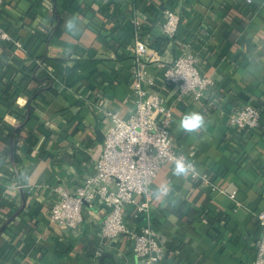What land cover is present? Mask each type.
Returning a JSON list of instances; mask_svg holds the SVG:
<instances>
[{
  "label": "crops",
  "instance_id": "0c3cea01",
  "mask_svg": "<svg viewBox=\"0 0 264 264\" xmlns=\"http://www.w3.org/2000/svg\"><path fill=\"white\" fill-rule=\"evenodd\" d=\"M168 8L179 15L172 39L161 30ZM0 28L22 43L14 57L0 40V264H138L129 236L100 243L101 205L86 204L74 229L50 220L58 188L72 194L95 172L110 123L102 108L132 110L135 39L149 46L145 69L172 107L171 140L208 177L158 170L150 216L165 241L156 264H253L255 240L264 239V0H4ZM185 55L212 81L199 100L178 99L159 76V64ZM34 72L51 76L52 91ZM244 103L260 108L250 133L228 123L227 112ZM189 110L204 114L206 130L176 131ZM162 183L170 189L163 198L155 195ZM125 219L145 224L133 205Z\"/></svg>",
  "mask_w": 264,
  "mask_h": 264
},
{
  "label": "built area",
  "instance_id": "2783aa9c",
  "mask_svg": "<svg viewBox=\"0 0 264 264\" xmlns=\"http://www.w3.org/2000/svg\"><path fill=\"white\" fill-rule=\"evenodd\" d=\"M3 2L0 0V8ZM178 22L177 12L169 8L164 10L161 30L167 39L175 36ZM0 40L6 43L4 47L12 56H17L15 50L22 47L19 40L1 28ZM148 47L144 41L134 40L136 67L129 83L134 97L131 112L121 116L117 110L102 108L110 123L104 131L95 172L87 175L72 194L58 188V198L50 208L53 223L74 229L82 222L86 204L101 205L100 243L129 236L138 264H156L163 256L165 240L154 228L150 216L151 184L158 170L162 165L171 167L170 161L178 156L186 158L194 166L192 152L178 150L170 138L172 107L166 104L160 88L156 86L155 76L145 69ZM195 61L194 56L185 55L178 56L171 64H159L163 68L159 75L162 85H176L178 99L190 94L194 100H199L212 83L210 78L199 74ZM97 105L101 106V101ZM227 118L235 130L250 133L260 124V108L253 103H244L227 112ZM190 176L202 182L208 181L207 176L199 175L196 170ZM132 205L134 214L140 213L145 218V224L138 228H130L125 219V210ZM257 217L264 224V213ZM253 264H264V239L260 237L255 240Z\"/></svg>",
  "mask_w": 264,
  "mask_h": 264
},
{
  "label": "clouds",
  "instance_id": "9594fccd",
  "mask_svg": "<svg viewBox=\"0 0 264 264\" xmlns=\"http://www.w3.org/2000/svg\"><path fill=\"white\" fill-rule=\"evenodd\" d=\"M65 28L69 33L74 34L77 31L75 20L69 17L65 23ZM207 127L208 122L204 114L197 110H189L179 118L176 131L187 134H199L201 131L206 130ZM170 164L172 175L178 178H186L195 170L194 166L186 158L181 156L173 158ZM169 191V185L162 183L156 188L155 195L163 198L168 196Z\"/></svg>",
  "mask_w": 264,
  "mask_h": 264
},
{
  "label": "trees",
  "instance_id": "16d2710c",
  "mask_svg": "<svg viewBox=\"0 0 264 264\" xmlns=\"http://www.w3.org/2000/svg\"><path fill=\"white\" fill-rule=\"evenodd\" d=\"M35 68V67H34ZM34 68L32 70H34ZM34 76L31 75V77H33V79H35V81H39L40 84L42 83L41 86H44L45 85V88L47 90H50L52 91L51 89V81H52V78L51 76H49L48 74L46 73H42L41 72V75L39 74V76H35V72L33 73ZM45 88H41L40 87V90L41 91L42 89H45ZM37 93L36 94H33L30 99L26 102V105L24 107L23 110H21L20 112H17V115L20 117L21 120H24L26 119L27 117H30L34 111V99L36 97ZM16 132L18 131L15 130Z\"/></svg>",
  "mask_w": 264,
  "mask_h": 264
}]
</instances>
